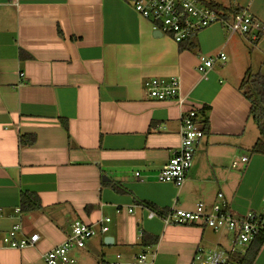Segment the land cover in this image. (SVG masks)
Segmentation results:
<instances>
[{"label": "crops", "instance_id": "obj_1", "mask_svg": "<svg viewBox=\"0 0 264 264\" xmlns=\"http://www.w3.org/2000/svg\"><path fill=\"white\" fill-rule=\"evenodd\" d=\"M206 1L246 9L264 27V0ZM154 32L130 0H0V264H45L42 256L75 222L100 231L105 217L109 230L73 248V264H110L118 254L131 260L142 252L154 264H206L209 252L225 262L235 247L230 233L165 224L166 212L211 207L221 192L234 215H264V155L242 153L250 104L239 90L248 69L264 75V33L229 37L216 24L193 35L188 50ZM219 53L226 59L204 77L200 57ZM173 76L186 98L182 107L153 100L144 88L146 80ZM205 106L210 132L185 183L159 181L181 144L183 112ZM25 191L38 195L41 210H21ZM18 222L24 235H39L34 247L4 243ZM144 233L157 243L143 247ZM253 264H264V243Z\"/></svg>", "mask_w": 264, "mask_h": 264}, {"label": "built area", "instance_id": "obj_2", "mask_svg": "<svg viewBox=\"0 0 264 264\" xmlns=\"http://www.w3.org/2000/svg\"><path fill=\"white\" fill-rule=\"evenodd\" d=\"M130 3L133 10L151 24L154 31L161 32L177 44L191 41L193 35L216 24H221L229 37L243 35L257 40L264 33V27L248 10L242 9L226 18L206 0H130ZM225 59L224 53H219L217 56L203 55L200 57L197 69L206 77L216 60ZM144 88L148 95L158 102H170L179 107L186 103L181 82L177 77L151 78L146 80ZM181 125V144L157 176L159 181L171 183L178 188L185 183L193 165L194 154L205 137L197 110L183 112ZM247 160L246 157L242 158V161ZM237 165V162H233V167ZM136 176L140 178V173L137 172ZM140 180L144 179L140 178ZM110 221L108 217L101 219L98 222L100 231H97L93 225L81 221L75 222L71 227L70 235L42 256L44 263L73 264L75 260L70 255V251L73 248L83 249L98 233H106ZM164 222L165 224L202 223L215 232L230 233L234 237L235 244L232 252L238 253L240 257L246 254L257 237H264V215L253 212L242 216L234 215L221 192L217 194L211 207L199 203L193 210L170 209L164 217ZM38 241V234H23L20 222L15 224L4 237V243L8 247L17 249L34 247ZM198 251L204 253L201 248ZM205 261L206 264H239L230 263L228 260L221 262L214 257L213 252L206 254ZM110 264H154V258L148 252H142L131 260H123L118 254Z\"/></svg>", "mask_w": 264, "mask_h": 264}, {"label": "trees", "instance_id": "obj_3", "mask_svg": "<svg viewBox=\"0 0 264 264\" xmlns=\"http://www.w3.org/2000/svg\"><path fill=\"white\" fill-rule=\"evenodd\" d=\"M208 4L214 7L218 12L221 13V15L225 16L226 18H229L230 15L236 14L240 11V9L238 8H234L232 6L225 7L215 2H208ZM191 41L186 42L184 45V47L188 50H192L195 46V43ZM24 55L25 52L22 51L21 56ZM239 90L242 92L243 96L250 104L249 115L259 132V137L251 147L250 151L252 154L264 155V75L260 73H254L251 69H248L242 78V81L239 85ZM208 109L209 107L205 106L203 109L197 110L198 115L201 116V128L206 135H208L210 132L209 117L205 115ZM113 189L118 193L126 192L124 189L120 188L117 185H114ZM142 204L149 208V210H151L155 214L158 213L159 215H164V211L159 210L158 207L153 203L146 202ZM41 207L42 206L40 199L36 193L25 191L21 194V210L23 212L39 211L41 210ZM157 241V238H153L150 235L144 233L141 243L143 247H147L156 244ZM263 243L264 237H257V239L253 242L244 256L240 257L238 253L231 252L228 257V262L239 264H253Z\"/></svg>", "mask_w": 264, "mask_h": 264}, {"label": "rangeland", "instance_id": "obj_4", "mask_svg": "<svg viewBox=\"0 0 264 264\" xmlns=\"http://www.w3.org/2000/svg\"><path fill=\"white\" fill-rule=\"evenodd\" d=\"M225 1L226 0H223L224 3H225ZM258 136H259L258 129L250 117V119H249V149L245 148L244 150H242V153L249 159L252 158V156H253V154L250 151L251 145L254 144V142L256 141ZM237 164H238L237 165L238 167L236 170H239L240 162L239 163L237 162Z\"/></svg>", "mask_w": 264, "mask_h": 264}, {"label": "water", "instance_id": "obj_5", "mask_svg": "<svg viewBox=\"0 0 264 264\" xmlns=\"http://www.w3.org/2000/svg\"><path fill=\"white\" fill-rule=\"evenodd\" d=\"M154 34H155V36H162L161 32H159V31H155ZM104 242L106 245H110V244H112L113 240H112V238L107 237V238H105Z\"/></svg>", "mask_w": 264, "mask_h": 264}]
</instances>
